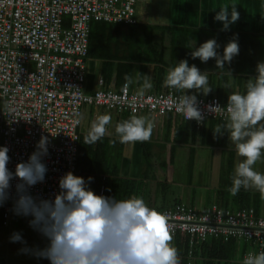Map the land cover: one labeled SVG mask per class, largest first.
I'll use <instances>...</instances> for the list:
<instances>
[{"label":"built area","instance_id":"built-area-1","mask_svg":"<svg viewBox=\"0 0 264 264\" xmlns=\"http://www.w3.org/2000/svg\"><path fill=\"white\" fill-rule=\"evenodd\" d=\"M137 0H0V146H7L6 167L27 161L37 141L47 137V171L42 183L28 188L29 194L52 198L58 178L77 171L79 129L83 109L101 108L130 116L171 115L199 128L209 119L226 120L224 111L209 110L220 105L217 98H197L204 117L199 123L185 120L181 95L167 88L160 93L140 95L126 84L119 91L98 89L86 93V59L92 22L134 24ZM18 178L10 180L8 196L0 205L2 226L25 222L31 216L16 215ZM102 178L98 194L106 195ZM167 218L172 239L186 246L188 264L197 247L211 239L242 240L251 247L244 254L264 251V213L253 209L224 211L211 206L203 211L182 204L150 207ZM243 256V257H244Z\"/></svg>","mask_w":264,"mask_h":264},{"label":"crops","instance_id":"crops-1","mask_svg":"<svg viewBox=\"0 0 264 264\" xmlns=\"http://www.w3.org/2000/svg\"><path fill=\"white\" fill-rule=\"evenodd\" d=\"M137 3L144 10H137ZM231 5H235L239 12V19L228 30H222L221 22L214 20L215 13L219 8ZM136 6V21L150 28H163L166 38L157 41V44L160 43L156 49L157 60L162 61V65L149 64L143 70L137 64L131 71L129 77L132 83L124 84L133 93L145 95L166 90L169 87L165 84L162 91L157 90L155 83L159 79L163 82L167 70L179 60L185 59L190 65L195 64L199 70L208 72V84L213 88L207 95L194 89L185 90V94H195L197 98L204 99L214 97L226 105L229 92L243 93L248 78L255 75L257 63L264 60V0H137ZM160 18L168 19L170 23H154ZM234 34L239 53L230 63L225 64V70H230L231 77L216 68L213 58L201 62L190 56L193 38L194 46L215 38L220 46L217 52L222 53L224 45L234 38ZM113 44L119 48V54L125 50L122 38ZM177 46L181 47L183 55L176 52ZM114 64L117 66V61ZM98 67V60L87 57L85 92L91 94L96 91L99 80L103 81L104 89L118 91L120 87L115 71L105 82L99 75ZM146 83H151L152 87L146 88ZM178 92L183 95L182 90ZM106 113L112 118L103 137L107 141L105 144L113 148L107 151L109 162L117 165L118 178L135 182L137 194L133 197L143 198L149 207L182 204L196 211L216 206L224 211L251 208L258 214L264 213V189L241 188L235 196L229 191L236 164L242 158L236 156L227 133L214 138L211 131L216 124H223L226 120L209 119L196 128L192 123L183 122L179 117L171 115L161 117L139 114L137 117H145L152 124L151 137L144 142L125 145L118 141L114 129L117 123L132 116L86 107L83 109L80 135H86L95 118ZM253 167L264 173V158ZM168 196L170 198L167 201ZM183 198L186 204L182 203ZM25 226L27 224L11 222L9 227H0V264H23L26 261L13 251L22 253L28 244L32 245L31 241L23 236V243L10 240L13 230H21ZM28 227L32 228L30 225ZM229 241L235 244L234 254L229 257L231 262L226 260L219 264H241L242 257L251 249L250 245L241 240ZM43 244L44 248L47 244ZM197 256H193L190 264L202 263L201 253Z\"/></svg>","mask_w":264,"mask_h":264},{"label":"clouds","instance_id":"clouds-1","mask_svg":"<svg viewBox=\"0 0 264 264\" xmlns=\"http://www.w3.org/2000/svg\"><path fill=\"white\" fill-rule=\"evenodd\" d=\"M239 15L235 5L224 6L215 13L214 20L221 22L222 30H228ZM154 23L166 25L170 21L160 18ZM194 45L193 38L190 46L192 58L201 62L213 58L216 68L231 77L230 70H225V64L239 53L235 34L224 45L222 53L217 52L220 46L215 38H209L199 46ZM130 83L131 78L126 77V84ZM163 83L183 91L180 110L185 120L199 123L204 119L197 96L185 94V90L194 89L203 95L212 91L207 71H201L195 64L190 65L181 59L167 70ZM145 87L151 88L152 85L146 83ZM225 109L226 122L216 124L211 131L214 138L227 133L236 156L242 158L236 164L229 191L235 196L241 188L264 189V173L253 167L264 158V60L257 63L255 75L248 78L243 93L229 92L224 107L209 106L211 112ZM111 119L107 113L98 115L91 123L84 142L94 144L101 140ZM114 131L121 144L134 145L150 139L152 124L145 117L132 116L117 123ZM47 144V137L42 136L27 161L18 162L14 171L6 167L9 149L0 146V205L7 199L10 180L18 178L13 212L31 216L30 220L22 223L28 222L47 240L44 248L35 251L37 257L47 259L49 264H180L177 249L171 243L166 216L150 208L143 198L117 200L95 194L88 186L93 179L91 176L85 179L71 171L58 178L59 191L52 198L29 194L28 188L44 181L47 167L42 157L47 155ZM10 240L23 243L18 232L13 233ZM241 264H264V251L247 254Z\"/></svg>","mask_w":264,"mask_h":264},{"label":"trees","instance_id":"trees-1","mask_svg":"<svg viewBox=\"0 0 264 264\" xmlns=\"http://www.w3.org/2000/svg\"><path fill=\"white\" fill-rule=\"evenodd\" d=\"M155 32L160 34L157 35ZM165 34L166 32H164L163 28H150L140 24L138 21L134 24L92 22L90 24L88 57L99 61V75L105 79V82L115 71L119 82V91L126 83V77H129L137 64H140L143 70H146V66L149 64L162 65V61L157 60L156 49L160 44H157V41L165 39ZM119 38L123 39L125 49L120 54L118 52L119 48L116 44H113ZM184 41H186L185 38ZM173 44L176 43L173 41ZM176 52L180 56L183 55L180 46L176 47ZM116 61L117 66L114 64ZM155 86L157 90L162 91L164 86L162 79L157 80ZM217 100L221 101V99ZM84 137L85 135H80L79 137L77 171L75 175L85 179L91 176L93 179L88 182V186L95 194H98L102 178L105 177L106 197L122 200L136 195L137 187L135 182L126 181L116 176L117 165L111 164L107 155V151H111L113 148L109 144H105L107 143L106 139L102 138L94 144H87L84 142ZM25 224L29 225L28 222ZM0 227H2L1 218ZM171 243L177 249L180 264H188L185 243L178 237L172 239ZM234 245V241L223 242L221 239H211L196 248L194 254L198 253L194 257L201 253V264H219L226 262V260L230 263L231 259L229 260V257L232 256V253L234 254ZM239 257L241 259V256ZM35 258L37 262L49 263L45 258L37 256Z\"/></svg>","mask_w":264,"mask_h":264},{"label":"rangeland","instance_id":"rangeland-1","mask_svg":"<svg viewBox=\"0 0 264 264\" xmlns=\"http://www.w3.org/2000/svg\"><path fill=\"white\" fill-rule=\"evenodd\" d=\"M136 6V5H135ZM137 10H144V7L139 6L137 3L136 6ZM135 19V18H134ZM170 198V196L167 197V201ZM182 203L184 202V198L182 199ZM11 224V223H10ZM10 224L8 226H2L3 227H9ZM25 223H20V225H24ZM26 225V224H25ZM20 233L21 236L25 237L27 240H30L32 243V245H29L26 247L28 249V251H23L22 253L20 252H15L13 251L15 254L19 255V256H23L24 260H26L23 264H44L42 262H37L36 258H35V251L38 249L43 248V242H45L47 244V240L45 237H43L38 231L34 230L33 228H29L28 226H25V228L19 230V229H15L12 231L11 235L13 233ZM23 254V255H22Z\"/></svg>","mask_w":264,"mask_h":264},{"label":"bare ground","instance_id":"bare-ground-1","mask_svg":"<svg viewBox=\"0 0 264 264\" xmlns=\"http://www.w3.org/2000/svg\"><path fill=\"white\" fill-rule=\"evenodd\" d=\"M88 57V56H87ZM99 82V81H98ZM99 84V83H98ZM235 241H239V240H235ZM242 241V240H241Z\"/></svg>","mask_w":264,"mask_h":264}]
</instances>
